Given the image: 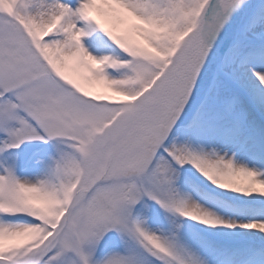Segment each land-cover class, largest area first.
I'll return each instance as SVG.
<instances>
[{"label": "snow or ice", "instance_id": "1", "mask_svg": "<svg viewBox=\"0 0 264 264\" xmlns=\"http://www.w3.org/2000/svg\"><path fill=\"white\" fill-rule=\"evenodd\" d=\"M0 264H264V0H0Z\"/></svg>", "mask_w": 264, "mask_h": 264}, {"label": "rangeland", "instance_id": "2", "mask_svg": "<svg viewBox=\"0 0 264 264\" xmlns=\"http://www.w3.org/2000/svg\"><path fill=\"white\" fill-rule=\"evenodd\" d=\"M90 90L94 93L103 91L102 86L100 85L93 86Z\"/></svg>", "mask_w": 264, "mask_h": 264}]
</instances>
